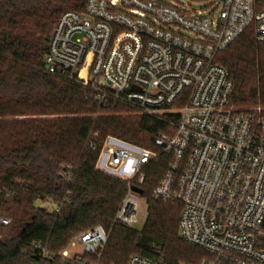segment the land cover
<instances>
[{"label": "built area", "instance_id": "1", "mask_svg": "<svg viewBox=\"0 0 264 264\" xmlns=\"http://www.w3.org/2000/svg\"><path fill=\"white\" fill-rule=\"evenodd\" d=\"M194 1L207 5L87 0L83 12H65L55 24L45 71L82 86L99 104L130 106L171 129L156 138L158 152L104 141L96 169L128 185L114 225L138 222L140 200L147 202L136 192L144 170L165 155L169 166L151 197L182 205L179 237L213 257L202 264H264V114L236 108L233 79L217 61L250 26L264 46V0ZM127 170L128 178L118 176ZM11 222L0 215V229ZM109 237L96 226L58 253L35 243L32 264H102ZM77 247L82 253L72 254ZM156 253L127 264H167Z\"/></svg>", "mask_w": 264, "mask_h": 264}, {"label": "trees", "instance_id": "2", "mask_svg": "<svg viewBox=\"0 0 264 264\" xmlns=\"http://www.w3.org/2000/svg\"><path fill=\"white\" fill-rule=\"evenodd\" d=\"M86 3L0 0V215L12 221L0 229V264H32L35 243L58 253L96 226L110 234L102 264H127L133 255L156 259V252L167 264L212 261L179 237L182 205L151 197L168 169V156L144 170L143 228L113 224L128 185L96 169L104 141L113 137L158 152L156 138L171 129L154 117L128 114L124 108L130 106L99 104L82 86L46 73L53 27L65 12H83ZM217 61L233 79L236 107L264 106V46L256 42L253 26ZM6 191L13 196L5 198ZM38 202L55 203L60 212Z\"/></svg>", "mask_w": 264, "mask_h": 264}, {"label": "rangeland", "instance_id": "3", "mask_svg": "<svg viewBox=\"0 0 264 264\" xmlns=\"http://www.w3.org/2000/svg\"><path fill=\"white\" fill-rule=\"evenodd\" d=\"M179 2L183 3V2H188V3H192L193 5H195L196 7L198 8H203L204 6L207 5V3L205 1L202 2V4H197L194 0H178ZM54 29V27H53ZM52 29V31H53ZM52 33V32H51ZM238 108V107H236ZM126 110H128V114H133V115H139L134 109H129V108H124ZM239 109H251V110H260L263 114H264V106L263 105H256V106H247V107H244V108H240ZM141 116V115H139ZM117 139V138H116ZM120 140V139H119ZM122 141V140H121ZM124 142V141H123ZM107 175H110V174H107ZM112 176V175H110ZM118 176L122 177V178H128L129 174H128V170L127 171H124L122 173H119ZM115 178V176H112ZM37 206L40 207V208H43V209H47V210H51V205L47 202H38L37 203ZM147 202L145 199H141L140 200V204L137 208V212H138V222L133 225L132 228L136 229V230H141L145 224V221L147 219ZM72 254L74 253H82V249L80 247H77L75 249H73L71 251ZM203 261H207L206 259L203 260Z\"/></svg>", "mask_w": 264, "mask_h": 264}, {"label": "water", "instance_id": "4", "mask_svg": "<svg viewBox=\"0 0 264 264\" xmlns=\"http://www.w3.org/2000/svg\"><path fill=\"white\" fill-rule=\"evenodd\" d=\"M136 192H138V193H142L140 190H136Z\"/></svg>", "mask_w": 264, "mask_h": 264}]
</instances>
